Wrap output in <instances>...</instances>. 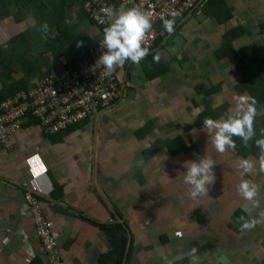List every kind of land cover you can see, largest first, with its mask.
Here are the masks:
<instances>
[{
	"label": "crops",
	"instance_id": "0c3cea01",
	"mask_svg": "<svg viewBox=\"0 0 264 264\" xmlns=\"http://www.w3.org/2000/svg\"><path fill=\"white\" fill-rule=\"evenodd\" d=\"M80 1L70 0L73 38L58 58L57 50L34 51L43 58L30 78L58 75L64 62L81 59L101 39L103 29L85 15ZM0 6V45L30 28L26 44L34 50L31 39L37 38L31 36L38 29L21 25L15 0H0ZM198 15L156 44L142 62H130L120 72V81L136 91L134 99L124 96L90 121L53 135L29 118L8 146L0 143V264H48L28 192L53 222L64 264H190L192 247L198 249V264H264V222L242 230L238 221L247 217V202L237 191L241 179L258 187L261 209L253 217L259 219L264 210V172L257 167L241 176L238 168L241 158L258 161V138L248 147L234 138L236 149L221 154L203 125L206 117L223 118L234 95H240L235 86L243 78L227 52L241 51L247 64L264 61V0H210ZM229 30L235 31L230 45L224 38ZM177 34L186 41L173 55L167 47ZM157 53L160 60L153 63ZM141 71L145 84L138 78ZM11 83L0 73V90ZM254 123L264 128V109L257 108ZM204 154L216 161V180L208 196L193 200L181 165ZM110 230L126 241V256L115 261L108 260L115 246Z\"/></svg>",
	"mask_w": 264,
	"mask_h": 264
},
{
	"label": "built area",
	"instance_id": "2783aa9c",
	"mask_svg": "<svg viewBox=\"0 0 264 264\" xmlns=\"http://www.w3.org/2000/svg\"><path fill=\"white\" fill-rule=\"evenodd\" d=\"M208 0H121L118 6L107 0H83V8L90 19L103 29L108 20L101 9L105 7L131 8L151 13L152 28L144 46L152 51L157 40H167L172 33L188 18H195L202 11ZM174 31L169 34L160 19H173ZM103 21V23L101 22ZM105 51L102 37L97 45L81 59L71 65L63 63L58 74L43 78L38 85L23 90L0 102V143L8 146L11 137L18 133L24 122L30 117L37 119L47 135L58 134L86 121H90L98 112L118 105L130 88V82H121L119 74L130 64L126 62L122 69L106 74L103 66H98L97 59ZM31 207L35 222V232L47 255L48 264H64L58 251L54 236V224L45 216L42 202L30 192L25 195ZM179 233L181 231L179 230Z\"/></svg>",
	"mask_w": 264,
	"mask_h": 264
},
{
	"label": "clouds",
	"instance_id": "9594fccd",
	"mask_svg": "<svg viewBox=\"0 0 264 264\" xmlns=\"http://www.w3.org/2000/svg\"><path fill=\"white\" fill-rule=\"evenodd\" d=\"M108 24L103 28L102 44L105 49L97 59L98 66H103L106 74H111L116 69H122L126 62L139 64L149 54V48L144 42L152 28L151 13L141 11L138 7L119 8L105 7L101 9ZM170 15L173 19H166L161 15L164 29L171 34L174 31L176 13ZM103 23V21H101ZM48 24L41 25L42 30L48 31ZM83 46V41H77V47ZM155 62H159V53L153 56ZM233 106L227 110L223 118L213 119L206 117L203 121L204 129L211 138V143L216 152L225 153L227 150H235L237 145L234 138H239L245 147L255 136L254 122L257 116V100L249 95H234ZM259 149L258 161L251 158H241L238 168L241 176L255 171L258 167L264 172V136L255 140ZM216 161L204 154L197 160L185 161L181 166L186 169L182 173V180L189 188V196L195 200L208 196L209 186L216 180L214 166ZM238 194L246 201L244 211L247 213L238 217L242 230H251L257 224L264 222V210L253 217V212L261 209V203L257 199L258 187L248 179H241L237 187ZM178 235H180L178 233ZM190 264H198V249L192 247L188 253ZM167 260V256L164 257ZM168 264H172L171 261Z\"/></svg>",
	"mask_w": 264,
	"mask_h": 264
},
{
	"label": "trees",
	"instance_id": "16d2710c",
	"mask_svg": "<svg viewBox=\"0 0 264 264\" xmlns=\"http://www.w3.org/2000/svg\"><path fill=\"white\" fill-rule=\"evenodd\" d=\"M209 1L210 0H208L206 4H208ZM15 2L17 3V8L20 12L19 16L22 26L35 27L36 29H38V36V34H42L44 32V30H42L41 28V25L47 23L49 26L48 28L54 26L57 29L58 36L55 41L60 38H67L68 28L66 25V20L70 13V0H15ZM80 2L82 4L83 0H81ZM108 2L115 6H118L119 4V2L116 0H110ZM0 8H2V6H0ZM66 13H68L67 17ZM84 13L90 19L85 11ZM261 28L264 30V23L261 24ZM29 30L28 28H24L23 30L16 32L10 41L0 45V55H6L7 52L12 51V54L9 55V58L7 60H0V73H3L5 75V78H8L10 82H12L10 85L6 86V88L0 90V102L8 99L9 97L15 95L20 91L35 87L40 83V81H36L35 79H33V77L30 78L31 73L29 71L37 69L39 70V68L35 69V65H37L36 61L43 57L41 56V54L35 55L33 48H29L28 44H26L28 42L26 36H29ZM234 34V30H229L224 37L225 41H229V45L232 35L234 36ZM163 39L164 38H159L156 44L164 41ZM235 39L236 37L234 38V40ZM56 42H58V40ZM26 48L28 49L26 50ZM55 48L53 47L52 49H50L57 50ZM26 54H32L34 58H26ZM53 55L58 58L60 57L61 52L58 51V53ZM227 55L230 57L231 62L239 68V72L243 78V81L238 86H235V91L240 95L246 94L254 97L257 100L256 107L258 109H264V61L258 60L257 62L247 64L244 59V54L241 51H237L235 49L227 52ZM13 56L15 57L14 59H12ZM153 63L156 62L153 61ZM9 64H11L13 67H9V69L4 70V66H7ZM165 72L166 69L162 71V73ZM13 74H16L18 76L15 81L10 79L12 78ZM26 74H29L28 77L26 76ZM30 119L39 123V121L35 118L30 117ZM254 126L255 136L253 138H262V136H264V128L259 127L255 123ZM117 229L120 231L121 235H123L124 238L127 237V233L123 226H118Z\"/></svg>",
	"mask_w": 264,
	"mask_h": 264
},
{
	"label": "rangeland",
	"instance_id": "374dc122",
	"mask_svg": "<svg viewBox=\"0 0 264 264\" xmlns=\"http://www.w3.org/2000/svg\"><path fill=\"white\" fill-rule=\"evenodd\" d=\"M67 16H68V13H66V17ZM66 25H67V28H68V36H67V38L57 39L58 42H56L57 40L55 41V39L57 38L58 34H57V29L54 26L48 28V31H44V33L38 34V36L37 35L31 36L32 38L33 37L37 38V40L31 39L32 42L34 43V50L33 51L39 53V52H41L40 50H44L45 52H48V53L51 52L52 53L51 49L53 47L54 48L56 47L55 49H57L60 52H63L65 44L68 42V40H71L73 38V32H72L71 26H70V13H69V16L67 17ZM48 46H49V48H48ZM149 52H151V51H149ZM4 59L7 60L8 56L4 55V54H1L0 55V60L3 61ZM142 61L143 60H141V62ZM162 64H164V63L162 62ZM9 67H13V66L11 64H9L7 66H4V70L5 69H9ZM5 79H7V78H5Z\"/></svg>",
	"mask_w": 264,
	"mask_h": 264
},
{
	"label": "water",
	"instance_id": "95a60500",
	"mask_svg": "<svg viewBox=\"0 0 264 264\" xmlns=\"http://www.w3.org/2000/svg\"><path fill=\"white\" fill-rule=\"evenodd\" d=\"M201 14H203V16H204V13H201ZM198 17L200 19V15H198ZM185 41L186 40L182 34H177L172 40V46L167 47V51H169L173 55L180 52L181 49L183 48L184 44H185ZM138 78L142 81L143 84L148 82L147 75L144 71H141L138 73ZM135 95H136L135 90H129V89L125 90V97H127V98L134 99ZM110 233L113 236L115 246H114V249L108 253V260L109 261H115L116 257H118V260H119L120 258L126 256V241L121 240L117 236V234L114 230H110Z\"/></svg>",
	"mask_w": 264,
	"mask_h": 264
}]
</instances>
